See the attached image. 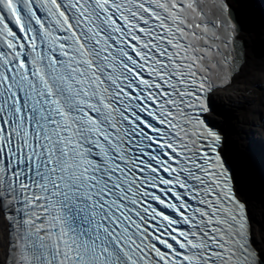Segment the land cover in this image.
I'll list each match as a JSON object with an SVG mask.
<instances>
[{"label":"snow or ice","instance_id":"obj_1","mask_svg":"<svg viewBox=\"0 0 264 264\" xmlns=\"http://www.w3.org/2000/svg\"><path fill=\"white\" fill-rule=\"evenodd\" d=\"M0 264H264V0H0Z\"/></svg>","mask_w":264,"mask_h":264},{"label":"rangeland","instance_id":"obj_2","mask_svg":"<svg viewBox=\"0 0 264 264\" xmlns=\"http://www.w3.org/2000/svg\"><path fill=\"white\" fill-rule=\"evenodd\" d=\"M257 47H260L259 42H257Z\"/></svg>","mask_w":264,"mask_h":264},{"label":"water","instance_id":"obj_3","mask_svg":"<svg viewBox=\"0 0 264 264\" xmlns=\"http://www.w3.org/2000/svg\"><path fill=\"white\" fill-rule=\"evenodd\" d=\"M260 49V47H258V50Z\"/></svg>","mask_w":264,"mask_h":264}]
</instances>
